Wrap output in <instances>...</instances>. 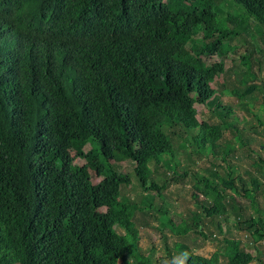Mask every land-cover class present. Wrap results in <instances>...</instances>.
Listing matches in <instances>:
<instances>
[{"label":"trees","instance_id":"obj_1","mask_svg":"<svg viewBox=\"0 0 264 264\" xmlns=\"http://www.w3.org/2000/svg\"><path fill=\"white\" fill-rule=\"evenodd\" d=\"M262 70L264 0H0V264H160L151 220L170 264H264V123L224 100L264 115Z\"/></svg>","mask_w":264,"mask_h":264},{"label":"rangeland","instance_id":"obj_2","mask_svg":"<svg viewBox=\"0 0 264 264\" xmlns=\"http://www.w3.org/2000/svg\"><path fill=\"white\" fill-rule=\"evenodd\" d=\"M243 48L241 47V49H239V52H242ZM227 61H226V66L229 67L230 66V61L234 60L235 62H237V56L234 54H228L227 55ZM221 60L220 57H214L213 58V62H219ZM264 71V70H262ZM225 102L229 105V107L231 106L235 112V114L238 117H243L244 120L242 121V125L246 128L249 127L250 124L255 125V122L257 121H261L264 123V115L263 113L259 114L257 117L254 116H250L246 114V110H244V108L242 107L241 101L237 100L236 98L233 97H229L227 96L225 99ZM258 108V107H257ZM196 109L198 111V117L199 119H204L207 117L208 111H206V109H204L203 106L201 105H196ZM206 111V112H205ZM228 134V133H227ZM229 136V135H228ZM262 140L256 138L255 142L252 144V148L255 151H259V143H261ZM89 150V147L87 148V151ZM261 151V150H260ZM69 152L71 154V156L74 158V163L78 166H80L83 170L86 171V173L88 174V176L90 177V179L92 180L93 184H97L99 183L102 178L98 177L95 173V171L91 168V166L89 165V163L82 157H79L76 155V153L69 148ZM242 154V153H241ZM243 155V154H242ZM261 158L264 159V153H261ZM242 164L240 165L241 171H244L246 169H249V162L242 158ZM210 161L208 160H203L200 163V169L202 171L203 168H206L208 166H210ZM124 172L126 174H130L131 170L129 166H126V168L124 169ZM203 174H206V172H202ZM171 191L174 192V194H178L180 195L179 199H177L176 197L173 198L174 203H175V208L173 209V207L171 208V202L169 200H166V202L164 203V205L166 204L169 210V213H171L170 217H175V214L179 213H185L187 210H194L196 211V205L193 199H190V185H186V189L182 188L180 186H174L171 187ZM139 193V189L138 188H134L133 185H129L125 188H123V194L126 197H130V198H135L136 195ZM163 204V203H161ZM261 207L264 211V204H261ZM150 225H146V226H141L142 230V237H141V245L143 246L144 249H147L149 247H153V251L151 252V256L153 258L154 261H158L160 264H170V258H168V253L166 252L165 249V237L167 239V243L168 245L173 248V244L176 241H180L177 236L174 234L173 230L169 227V226H164V225H160L159 223H157L156 221H150ZM212 228V227H209ZM207 231V229H206ZM242 234V233H240ZM238 237L241 235H237ZM240 238L243 239V243H245V239L243 236H241ZM187 242V244L190 246V248L192 249V251H194L196 254L198 255H202L205 257H210L213 253H215L216 251H219V247L217 246L218 244L216 243H212L210 241H204L202 239H198L197 241H195L194 243H192L191 241L185 240ZM258 248L261 251H264V243H259L258 244ZM252 249V248H251ZM221 251V250H220ZM175 257H177V255H174ZM226 263V259L224 257H222V264ZM252 264H255V262H253Z\"/></svg>","mask_w":264,"mask_h":264}]
</instances>
